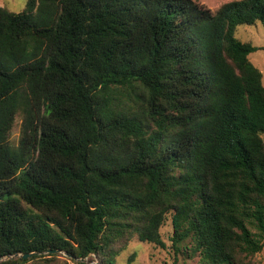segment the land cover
<instances>
[{"label": "trees", "instance_id": "1", "mask_svg": "<svg viewBox=\"0 0 264 264\" xmlns=\"http://www.w3.org/2000/svg\"><path fill=\"white\" fill-rule=\"evenodd\" d=\"M256 21L264 28V0L214 12L194 0L0 6L4 264H50L60 253L118 264L134 238L165 249L168 220L175 253L255 264L264 84L249 58L258 47L235 32Z\"/></svg>", "mask_w": 264, "mask_h": 264}, {"label": "rangeland", "instance_id": "2", "mask_svg": "<svg viewBox=\"0 0 264 264\" xmlns=\"http://www.w3.org/2000/svg\"><path fill=\"white\" fill-rule=\"evenodd\" d=\"M197 3L209 8L211 11H216L220 5L231 0H194ZM26 0H0V6L7 8L10 11L19 12L25 6ZM235 36L243 41L249 42L252 45L258 47L255 51L249 55L252 63L258 67L262 72V81L264 84V28L261 22L256 21L253 24H241L237 27ZM21 113H17L14 123L10 130L9 141L12 145H17L18 138L21 129ZM163 239L166 243V248L162 249L152 243L140 241L138 239H132L128 245V248L120 253L117 257L118 264H124L127 256L136 252L137 256L132 264H199V256L197 253L192 252L191 248L182 249L175 253L171 247L170 235L171 227L169 220L161 228ZM9 259L3 257L0 259V264H4V261ZM86 264H97V261L90 256L83 260ZM255 264H264V250L257 254L254 259ZM23 264H44L43 261L31 260ZM50 264H75L69 259V256L64 253L58 254Z\"/></svg>", "mask_w": 264, "mask_h": 264}, {"label": "water", "instance_id": "3", "mask_svg": "<svg viewBox=\"0 0 264 264\" xmlns=\"http://www.w3.org/2000/svg\"><path fill=\"white\" fill-rule=\"evenodd\" d=\"M50 251H51V252H55L56 250H49V252H50ZM64 254L70 257V255H68V254H66V253H64ZM31 255H33L32 252H31V253L22 254V255L15 254V255H13V256H11V257L20 256V257H22V258H28V257H31ZM7 257H8V256H7ZM8 258H10V256H9ZM1 259H2V258H1ZM80 260H85V259H80ZM97 264H99V263L97 262Z\"/></svg>", "mask_w": 264, "mask_h": 264}]
</instances>
